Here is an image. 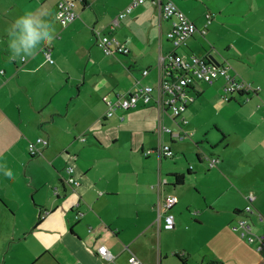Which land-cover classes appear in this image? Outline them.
<instances>
[{"label":"crops","instance_id":"1","mask_svg":"<svg viewBox=\"0 0 264 264\" xmlns=\"http://www.w3.org/2000/svg\"><path fill=\"white\" fill-rule=\"evenodd\" d=\"M58 1L0 0V165L13 173V178L9 179L0 170V264H129L132 254L141 264H161L162 256L157 250L156 240L167 231L163 229L166 210L158 212V199L165 200L172 192H177L179 184H176L175 176H182L185 180L186 175L195 171L191 165L183 169L177 165L172 168L166 163L163 168L165 159L159 163L154 155L144 156V151L158 145V128L168 115L160 114L157 108H152L155 106L140 105L125 112L124 121L117 116L112 117L118 129L128 130L130 134L137 131L144 137L139 143L131 139V159L141 163L132 172V160L116 156L112 151L107 156L97 153L103 147L100 139L97 140L98 145L94 141L85 144L86 138L84 141L78 138L77 128L80 132L81 128L97 123V115L94 121L91 119L92 123L86 125L88 120L72 117V113L81 107L92 109V104L82 100L84 94L94 100L93 107L106 108L104 96L112 99L117 94L133 92L139 86H156L170 64L169 54L174 51L167 36L168 47L164 46L162 37L164 31L170 30L171 22L161 17L157 0H147L141 8L138 5L135 17L127 23L136 19L138 12L150 14L154 36L141 37L133 29L123 31L125 26L121 27V23L114 29L110 26L118 12L129 6L131 2L128 0H105L100 15L92 10L90 0H79L83 4L80 8L76 5L79 17L66 25L61 24L62 28L70 27L64 29L50 47L51 56L55 54L56 65L46 60L43 53L46 46H41L37 54L26 61L10 60L7 36L10 24L18 16L31 11L44 15L55 25ZM173 1L181 9L182 3ZM80 18H84L89 29L77 23ZM205 25L196 26L201 29ZM94 29L102 33L122 32L117 40L129 49V53L104 56L96 48ZM206 35L197 31L176 53L195 55L191 44ZM157 38L159 56L145 53L149 40ZM68 42L73 46L70 55L63 52ZM206 43L207 47H201V58L208 54L216 57L214 48L208 41ZM73 57L72 70L66 63ZM242 60L239 62L241 66H254V63L247 66L244 57ZM144 71H147L146 75ZM237 72L240 79L262 88L257 92L240 93L241 97H251L250 93L264 97V78L250 77L243 69ZM219 78L213 84L196 81L192 85L190 93L194 100L186 108L190 106V109L184 111L185 116L192 119L199 112L202 99L196 100L201 94L213 100L219 96L220 88L225 90V78ZM246 99L250 101V98ZM249 101L241 106L242 110H258L264 118V99ZM112 118H107L106 112L102 115L103 121ZM170 121L175 126L173 130L183 138H172L162 132L161 142L166 143L164 137L167 134L174 152V143L194 134L187 127L189 122L182 126L178 120V126L173 119ZM37 137L49 141L43 149V156H38L41 158L31 157L28 149L29 142ZM151 156L157 161L154 158L148 160ZM177 157L186 159L183 153L175 152L172 158L166 159L175 162ZM197 160L201 164L203 159L197 155ZM68 165L75 167L76 178L80 181L74 189L65 181ZM164 169V174H161ZM133 173L137 175L135 180ZM159 180L161 187L158 190L155 184ZM177 204L176 198V204L169 213L172 214ZM240 210L236 208L234 212L236 221L241 220ZM77 212L81 213L79 218H76ZM177 219L179 222L181 218L178 216ZM229 236L244 244L238 235L229 232ZM231 252V249L222 247V252L213 254L211 259L216 264H227L225 257Z\"/></svg>","mask_w":264,"mask_h":264},{"label":"rangeland","instance_id":"2","mask_svg":"<svg viewBox=\"0 0 264 264\" xmlns=\"http://www.w3.org/2000/svg\"><path fill=\"white\" fill-rule=\"evenodd\" d=\"M104 1L90 0L92 10L98 15H100ZM117 1L119 2V0ZM128 1V3L131 2V0ZM175 1L182 3L181 10L195 25L202 27L207 24L208 31L205 38L198 36L200 40L191 44V49L196 56H202L201 47H207L206 42L208 41L214 48L217 60L220 63L226 62L230 67L229 73L235 76L238 81H244L240 79V74L237 72L239 69H243L250 77L264 78V0ZM82 5V2L77 0V8ZM141 7L142 5L139 8ZM135 10H138V6L122 20L121 27L125 26L123 31L133 29L141 37H153L154 31L151 29L150 14L141 15L138 12L137 18L127 24L130 19L135 17ZM208 16H210V23ZM102 21L106 23L105 20ZM77 23L85 25L89 29L84 18H80ZM54 27L55 38H57L70 25L62 28L61 23L56 21ZM117 31L113 34L110 31H105V34L120 39L122 32L116 33ZM166 33L164 31L162 37L165 41L164 46L168 47L170 44H168L169 41H166ZM157 35L159 38L158 33ZM158 38L149 40L150 42L146 44L144 50L145 53L150 52V55L159 56ZM95 45L104 55V51L98 47L96 41ZM72 50L71 42L63 47L65 54L70 55ZM242 57L247 62V66L252 63L254 66L250 68L241 66L239 62L243 61ZM52 58L56 65L57 60L54 53ZM73 59L74 57L68 63L65 62L72 70ZM115 69L117 70V68ZM255 87L261 88L260 85ZM220 90L219 96L213 100L205 94H201L197 98L196 102L200 98L202 100L198 106L199 112L192 119L185 116V112L182 114V117L189 122L187 127L194 135L191 138L187 137L184 141L176 142L172 146L175 153H183L186 159L177 157L175 162L172 159H165L162 162L163 168L166 163L171 164L172 168L177 165L183 169L191 165L195 171L192 175H186L184 183L177 186V192L171 194L178 200L177 206L171 211L176 218L175 229L162 232L156 240L157 250L162 256L161 264H181L179 258L175 256V254L181 253L187 254V264H216L211 256L221 253L222 247L232 250L225 257L227 264H264V249L260 251L257 248V243L248 242V234L251 233L264 237V221L259 222L256 216L245 211V206L248 204L253 208V212L260 213L264 217V118L258 110L244 111L241 108L246 105L244 104L246 101H249L246 98H250L249 102H254L257 98L264 99V97L250 93L251 97L243 98L239 93L227 94L224 88H220ZM226 95L229 98L235 96L236 99L227 101ZM85 96L84 94L82 100L92 104V109L84 107L75 109L72 117H84V121H89L86 124L88 125L92 123L91 119L94 121V117L97 115L98 122L85 129L81 128L80 132L78 131L80 128H77L78 138H86L85 144L94 141L98 145L100 143L97 140L100 139L103 141V147L99 148L97 153L107 156L112 151L116 156L128 161L132 160L131 171H135L141 163L131 159V139L139 143L144 139L143 135L137 131L130 134L128 130L118 129L113 118L103 121L102 115L106 112V108L104 106L93 107L94 100L88 95ZM245 99L246 101H244ZM152 108L156 109V107ZM189 109L190 106L186 110ZM156 115L158 117V113ZM170 120L169 116L166 117L164 124L173 130L175 126ZM117 138L119 140L115 142ZM164 142L171 144L167 134L164 137ZM197 155L203 159L201 164L198 163ZM140 156L145 160L141 153ZM206 156L218 159L219 163L215 167L209 168ZM152 158L157 161L153 156L148 160ZM204 168L207 169L201 172L200 170ZM164 171L165 169L161 171V174H164ZM136 177L137 175L133 173V180ZM157 184L158 181L155 184L156 189ZM251 193L254 198L249 201L246 196ZM236 208L241 209V219L246 220L252 226L251 230H245V234L248 235L246 238L233 229L238 223L234 215ZM178 216L181 218L179 222L177 221ZM229 232L238 235L244 244L232 240ZM222 263L224 264V262Z\"/></svg>","mask_w":264,"mask_h":264},{"label":"built area","instance_id":"3","mask_svg":"<svg viewBox=\"0 0 264 264\" xmlns=\"http://www.w3.org/2000/svg\"><path fill=\"white\" fill-rule=\"evenodd\" d=\"M147 0H131L127 8L122 10L116 18L111 22V28H116L120 25L131 10L136 6L145 3ZM161 17L171 22V28L167 32V39L170 41L174 51L169 54L170 64L166 66L163 71L162 77L156 86L146 85L139 86L133 92L128 94H117L114 98L107 96L103 97L106 105V116L112 118L117 116L120 121H124V112L143 106H155L160 114L168 115L173 119L177 125L178 120L182 126H185L188 121L182 117L183 112L187 106L194 100L190 93V88L197 82H204L213 84L217 78L224 77L226 79L225 90L227 94L243 93L249 91H259L260 87H254L251 83L238 81L235 76L229 73L230 67L224 62L220 66H214L207 58H201L194 54L185 55L177 54L176 50L186 46L189 38L197 31L205 35L207 33V24L204 28L199 29L178 7L173 0H157ZM77 0H59L57 4V19L66 25L79 17V12L76 9ZM210 22V16H208ZM96 42L98 47L104 51L106 55L122 53L127 54L129 49L119 42L117 38L110 37L102 33L99 29H94ZM46 60L53 63L54 60L51 56V48L46 46L43 49ZM147 74V71H144ZM226 100H230L228 95ZM179 126V125H178ZM166 132L172 138H183L182 135L176 133L171 128L164 124H160L158 128L159 143L154 149L144 151V156L154 155L157 157L159 163L166 158H172L174 152L169 144L161 142V134ZM85 139L82 138V141ZM49 141L44 137H37L34 141L29 142L28 149L31 157L43 156V149L48 146ZM75 158V156H73ZM209 167H214L219 163L218 159L207 157ZM67 177L65 181L74 189L80 185V181L76 178V171L73 165L66 167ZM161 187V181H158L157 189ZM57 193V192H55ZM253 193L249 194L247 199L252 201ZM176 204V197L169 195L165 200L158 199V212L165 209L163 229L172 231L175 228V217L169 213L170 209ZM246 212L255 214L259 222L264 221V217L260 213L253 212V208L249 205L245 207ZM47 213V212H46ZM81 213L77 212L76 218H79ZM161 216V215H160ZM252 226L246 220H239L236 223L235 231L240 232L244 238L248 237V242L257 243L258 250L264 249V237L256 236L254 234H245V230H251ZM242 231H241V230ZM129 264H141L140 261L132 254Z\"/></svg>","mask_w":264,"mask_h":264},{"label":"clouds","instance_id":"4","mask_svg":"<svg viewBox=\"0 0 264 264\" xmlns=\"http://www.w3.org/2000/svg\"><path fill=\"white\" fill-rule=\"evenodd\" d=\"M7 36L9 59L26 61L34 57L41 46H52L55 39V27L44 15L28 11L10 24ZM0 170L9 179L13 178L11 169L0 165Z\"/></svg>","mask_w":264,"mask_h":264},{"label":"trees","instance_id":"5","mask_svg":"<svg viewBox=\"0 0 264 264\" xmlns=\"http://www.w3.org/2000/svg\"><path fill=\"white\" fill-rule=\"evenodd\" d=\"M86 1V0H85ZM95 35V34H94ZM129 53V52H128ZM127 53V54H128ZM111 55H126V54H122V53H116V54H111ZM110 56V55H107ZM240 95V93H239ZM127 112V111H126ZM125 113V112H124ZM125 115V114H124ZM176 177V184H182L184 182V179L182 176H175ZM175 256H177L179 258V260L181 261V264H187L188 262V258H187V254L185 253H181V254H175Z\"/></svg>","mask_w":264,"mask_h":264},{"label":"water","instance_id":"6","mask_svg":"<svg viewBox=\"0 0 264 264\" xmlns=\"http://www.w3.org/2000/svg\"><path fill=\"white\" fill-rule=\"evenodd\" d=\"M214 66H220V62L212 54H208L206 57Z\"/></svg>","mask_w":264,"mask_h":264}]
</instances>
